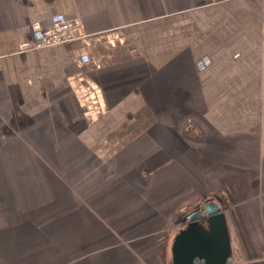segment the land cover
<instances>
[{
  "label": "crops",
  "instance_id": "obj_1",
  "mask_svg": "<svg viewBox=\"0 0 264 264\" xmlns=\"http://www.w3.org/2000/svg\"><path fill=\"white\" fill-rule=\"evenodd\" d=\"M210 197L264 264V0H0V264H171Z\"/></svg>",
  "mask_w": 264,
  "mask_h": 264
},
{
  "label": "water",
  "instance_id": "obj_2",
  "mask_svg": "<svg viewBox=\"0 0 264 264\" xmlns=\"http://www.w3.org/2000/svg\"><path fill=\"white\" fill-rule=\"evenodd\" d=\"M226 201L202 200L181 220L171 264H233Z\"/></svg>",
  "mask_w": 264,
  "mask_h": 264
},
{
  "label": "built area",
  "instance_id": "obj_3",
  "mask_svg": "<svg viewBox=\"0 0 264 264\" xmlns=\"http://www.w3.org/2000/svg\"><path fill=\"white\" fill-rule=\"evenodd\" d=\"M30 30L31 38L22 45L23 49H43L65 45L83 36V24L79 19L62 22L48 28L34 22L31 24Z\"/></svg>",
  "mask_w": 264,
  "mask_h": 264
}]
</instances>
